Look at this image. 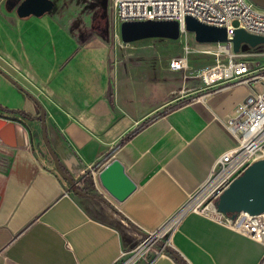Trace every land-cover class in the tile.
<instances>
[{"label": "crops", "instance_id": "1", "mask_svg": "<svg viewBox=\"0 0 264 264\" xmlns=\"http://www.w3.org/2000/svg\"><path fill=\"white\" fill-rule=\"evenodd\" d=\"M5 6L13 14L12 22L0 14L2 57L18 74L43 73L41 60L28 54L34 40L58 42L52 7L20 16L15 5L5 0ZM174 73L126 69L111 84L106 78L95 86L48 91L50 121L73 157L51 129L53 143L79 183L94 186L88 170L114 156L134 180L123 199L110 200L112 208L64 184L33 117L37 104L0 72V113L7 114L0 126V264H112L125 244L113 211L152 229L200 186L215 157L236 142L221 119L236 111L247 87L192 88L189 78L175 84ZM180 87L184 97L167 104V93ZM166 238L185 264H264L263 241L194 210ZM134 264L180 263L164 252Z\"/></svg>", "mask_w": 264, "mask_h": 264}, {"label": "built area", "instance_id": "2", "mask_svg": "<svg viewBox=\"0 0 264 264\" xmlns=\"http://www.w3.org/2000/svg\"><path fill=\"white\" fill-rule=\"evenodd\" d=\"M118 22L125 19L172 18L178 22L179 32L185 28L186 15L225 27L227 39L216 40L213 63L200 67L194 76L207 88H226L243 83L247 91L234 113L225 114L222 123L235 136L236 142L220 152L214 159L204 181L187 200L159 226L146 229L130 248H121L112 264L147 263L153 256L164 253L167 235L190 210L206 214L252 238L264 242V211L250 214L238 212L230 217L214 205V199L226 184L253 159L264 155V62L249 49L260 47L264 55V42L234 51L229 37L235 27L264 35V7L252 0H112ZM169 68L181 72L182 78L192 75L187 71V56L176 54L168 61ZM261 83L258 90L254 83ZM182 87L174 91L178 93ZM3 139L0 135V146ZM96 165L90 167L95 178ZM161 239L163 244L157 246Z\"/></svg>", "mask_w": 264, "mask_h": 264}, {"label": "rangeland", "instance_id": "3", "mask_svg": "<svg viewBox=\"0 0 264 264\" xmlns=\"http://www.w3.org/2000/svg\"><path fill=\"white\" fill-rule=\"evenodd\" d=\"M11 9L5 6V0H0V14L7 22L12 20V16L9 17L13 14ZM49 15L54 20L51 30L53 34H58V42L52 43L49 38L46 41L32 40L31 52L28 54L34 62L37 58L41 60L40 68L43 73L26 76L16 73L8 63L7 57H2V55L7 56V52L0 48V66L38 97L46 109L49 120L52 119L48 114L49 109L54 110V108L48 91L55 87L59 86L65 90L71 84L76 87L95 86L104 82L106 78L108 84H111L117 73L126 69H145L160 74L173 71L174 83L180 82L183 85L186 79L182 78L180 71L171 70L168 61L173 55L185 54L187 71L192 75L189 78L193 84L191 86L200 88L203 83L194 76L195 72L215 60L213 51L216 42L196 40L191 30L179 32L177 37L145 36L128 41L122 40L112 0H53ZM259 48L249 49V52L257 54L260 61L264 62V55L258 50ZM254 87L260 90L263 85L256 82ZM167 94L164 98L168 100L167 104L184 97L180 92L175 94L170 91ZM38 111L36 105L33 113L35 119L38 118ZM37 125L39 126V123ZM88 172L94 186L89 184L87 190L102 195L103 198H100L113 208L110 200L114 197L101 185L97 174L94 178L91 171ZM63 180L68 186L66 180L64 178ZM77 186L81 187L82 184L78 182Z\"/></svg>", "mask_w": 264, "mask_h": 264}, {"label": "water", "instance_id": "4", "mask_svg": "<svg viewBox=\"0 0 264 264\" xmlns=\"http://www.w3.org/2000/svg\"><path fill=\"white\" fill-rule=\"evenodd\" d=\"M252 1L260 6H264V0ZM11 5H15V10L20 16L29 13L41 14L53 6V0H14L11 2ZM185 28L191 30L194 39L199 41L226 40L228 38L223 25L206 23L196 19L192 15H186ZM119 34L124 41L145 36L177 37L179 26L178 22L172 18L125 19L119 22ZM229 39L231 40L232 49L236 51L240 48L244 49L243 44L248 47L263 43L264 35L246 31L238 26L234 28L233 34ZM0 72L22 89L37 104L39 108L37 117L39 120L40 136L51 156L54 168L66 180L69 189L75 194L102 197L100 194L90 193L88 190H85L82 187L84 185L81 187L77 186L79 181L75 178L76 171L73 170L70 162L65 159L61 151L55 147L51 129L58 138L60 145L63 139L55 125L48 119L46 109L38 97L1 66ZM5 115L7 114L0 113V126L5 122ZM10 117L12 119L17 118V116ZM63 147L62 149L65 150ZM65 151L69 152L68 150ZM72 157L70 153V158ZM97 178L108 193L117 200L123 199L135 187L134 180L128 175L123 163L116 156L106 161L97 170ZM214 205L230 217H234L238 212L254 214L264 211V155L253 159L232 177L214 199ZM113 212L116 219L120 221V231L125 236L123 239V242H125L124 247L130 248L139 239V233H144V231L115 213V211ZM156 244L157 246H161L163 240L159 239ZM163 250L173 255L180 264H185L167 243H164Z\"/></svg>", "mask_w": 264, "mask_h": 264}, {"label": "trees", "instance_id": "5", "mask_svg": "<svg viewBox=\"0 0 264 264\" xmlns=\"http://www.w3.org/2000/svg\"><path fill=\"white\" fill-rule=\"evenodd\" d=\"M88 178H89V181L92 183V178H91V175L88 173ZM85 190H87V186L86 185H84V186H82Z\"/></svg>", "mask_w": 264, "mask_h": 264}, {"label": "flooded vegetation", "instance_id": "6", "mask_svg": "<svg viewBox=\"0 0 264 264\" xmlns=\"http://www.w3.org/2000/svg\"><path fill=\"white\" fill-rule=\"evenodd\" d=\"M14 0H7V2H9L11 4V2H13Z\"/></svg>", "mask_w": 264, "mask_h": 264}, {"label": "bare ground", "instance_id": "7", "mask_svg": "<svg viewBox=\"0 0 264 264\" xmlns=\"http://www.w3.org/2000/svg\"><path fill=\"white\" fill-rule=\"evenodd\" d=\"M243 48H247V45H244V44H243Z\"/></svg>", "mask_w": 264, "mask_h": 264}]
</instances>
